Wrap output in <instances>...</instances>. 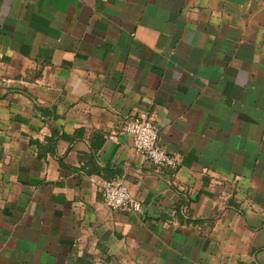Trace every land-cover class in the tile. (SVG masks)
<instances>
[{
	"label": "crops",
	"instance_id": "obj_1",
	"mask_svg": "<svg viewBox=\"0 0 264 264\" xmlns=\"http://www.w3.org/2000/svg\"><path fill=\"white\" fill-rule=\"evenodd\" d=\"M0 264H264V0H0Z\"/></svg>",
	"mask_w": 264,
	"mask_h": 264
},
{
	"label": "built area",
	"instance_id": "obj_2",
	"mask_svg": "<svg viewBox=\"0 0 264 264\" xmlns=\"http://www.w3.org/2000/svg\"><path fill=\"white\" fill-rule=\"evenodd\" d=\"M123 130L132 134L135 149L144 155L156 170L175 169L179 166L180 158L160 145L159 128L148 113L129 117ZM100 192L105 205L113 211H144L142 201L132 194L124 177L103 180L100 183Z\"/></svg>",
	"mask_w": 264,
	"mask_h": 264
}]
</instances>
